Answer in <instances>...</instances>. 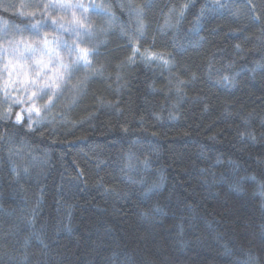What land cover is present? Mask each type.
Listing matches in <instances>:
<instances>
[{
  "label": "trees",
  "instance_id": "16d2710c",
  "mask_svg": "<svg viewBox=\"0 0 264 264\" xmlns=\"http://www.w3.org/2000/svg\"><path fill=\"white\" fill-rule=\"evenodd\" d=\"M212 1L87 0L104 9L87 10L94 68L65 77L42 132L0 121V264H264V19H251L264 0ZM148 3L137 43L169 65L128 62V5ZM12 4L0 0V59L29 69L23 88L41 59L20 45L67 62L59 43L74 37L57 24L36 37L48 20Z\"/></svg>",
  "mask_w": 264,
  "mask_h": 264
},
{
  "label": "snow or ice",
  "instance_id": "6c2138e0",
  "mask_svg": "<svg viewBox=\"0 0 264 264\" xmlns=\"http://www.w3.org/2000/svg\"><path fill=\"white\" fill-rule=\"evenodd\" d=\"M251 2V0H249ZM218 7H224L223 4H218ZM49 8L55 10L57 7L63 9L64 11L68 10H79L83 17V13L88 9H96L97 7H101V10L104 11L102 6H97L95 4L85 5L83 3H72L70 0L67 2H61L60 4H51L48 5ZM152 5L150 3L145 4L143 7H139L137 5L129 4V11L135 14L136 19V31L138 36L130 37L129 43L132 45L131 55L128 57V62L134 63L136 57L139 56L141 59L147 61L148 59H159L163 60L162 55L160 54H152L148 55L149 50L144 49L141 51L142 44L137 43L141 37L144 36L145 33V24L143 20L145 18L144 9L151 8ZM185 7H189V5H185ZM175 9H173L174 11ZM7 11V9H5ZM184 9H180V15H183ZM203 9H201V14H203ZM255 11V8L252 9ZM22 14V13H21ZM105 15H109L105 11ZM252 20L256 22H260L264 17L253 15L251 17ZM55 25L56 21H52ZM169 23L168 19L165 18V24ZM5 25V35L7 34V21H4ZM88 25V27H85ZM33 29V34L36 37L40 36L41 29L44 25H41L40 28H37L36 25L31 26ZM64 29L69 31L72 37L71 44L68 42H60L59 47H61L67 54L68 60L64 62L63 60L57 58L53 60L51 57L47 62L38 61L36 65L31 69V78L28 79L27 85L23 88L20 87L21 81L18 79L14 85H12V90L17 92V96L13 97L8 92V86L12 84V81L9 80L3 86H0V93H3V101L2 103L6 106L7 111L0 113V121L8 122L4 124V127L9 128L11 131L16 134H20L24 132L25 134L35 135L38 132H42V128L40 125L43 123L44 119L48 112L52 110L56 106V102L59 101L60 92H62L63 87L66 83L65 77L71 79L72 76L84 70L93 69L92 59H95L99 55V50L96 45L91 44V38L97 29L91 27V20L87 17H83V23L77 24L75 27H67L65 25H59L58 29ZM104 29H100L103 31ZM121 34L124 35L123 29H121ZM81 45H84L81 47ZM239 47V45H237ZM39 51L43 52L45 55H48L47 49H40ZM37 52V49H32L31 54L25 57L26 59L31 60L32 56ZM58 57V54H57ZM171 62L169 60H163L164 65H169ZM7 70V69H6ZM99 71V70H97ZM192 79H195V75H193ZM227 79V77H225ZM183 81H178V89L180 85H183ZM60 90V91H57ZM23 92V95H19L20 92ZM79 89H77V92ZM47 101L46 104H42L39 102ZM26 105V107H20ZM13 108H19V111L13 112ZM41 109H43L45 116H40ZM24 113H27L25 116ZM35 113V117L32 115ZM13 116L15 119L13 120ZM36 117H40L37 119ZM33 124L36 127H33ZM19 127H16V126ZM26 129V132H25ZM251 139H255L254 136H251ZM0 139H7L6 136H0ZM9 143H14V141L9 140ZM131 162L132 156L129 154L128 157ZM145 163H147L145 161ZM131 166V163L128 165ZM12 172L15 174L16 169L13 166ZM27 172V169H25ZM82 175V173L77 174ZM248 179L255 181V177H249ZM151 191V189H149ZM260 194L264 196V185L260 186ZM147 196V193H145ZM159 211V209H157Z\"/></svg>",
  "mask_w": 264,
  "mask_h": 264
},
{
  "label": "rangeland",
  "instance_id": "374dc122",
  "mask_svg": "<svg viewBox=\"0 0 264 264\" xmlns=\"http://www.w3.org/2000/svg\"><path fill=\"white\" fill-rule=\"evenodd\" d=\"M8 2L13 3L11 6H8L9 8H12V6L15 4L16 0H7ZM48 0H27V4L25 5L24 8H26L28 11H31L32 13L30 14V16L32 17V15H34L35 17H39L45 20H48L47 23L49 24H41L40 22H35V24L37 25H44L43 28H52L53 23L52 21H56L57 25H61V24H72L73 26H77V24L83 23V17H88L87 15V11H85L83 13V17L81 15V12L79 10H68V11H64L63 9L57 7L55 10L51 9L48 7V5L46 4ZM228 0H214L212 1L213 4H219V3H223L226 2ZM64 2H67V0H64ZM70 2L72 3H83L85 5H87V0H70ZM60 4V3H58ZM51 5V4H49ZM2 23V19H0V24ZM1 32L3 29V26L0 27ZM64 29H61V31H63ZM66 31V30H65ZM30 37V36H29ZM5 39H7L5 37ZM30 39H32V37H30ZM8 40V39H7ZM7 46H11V43L8 42L6 43ZM20 46H22L21 48V56H23L22 52H23V46L29 49V54H31V50L32 49H37V52L32 56L35 59H41L44 62H47L49 60V58H44L43 54L41 51H39L41 49V45L40 42H30V44H24L22 43ZM81 47H83V45H81ZM9 53L6 52L5 56L3 59H0V66L3 65L1 67L0 70V75L1 77L3 76H7V74L10 72L11 73V81L12 84H10L9 86L12 88V85H14V81L16 79L17 75H21L23 82L25 80H27V76L29 75V69L23 65L24 68H16L14 67L13 64H6L5 65V57L8 58L9 57ZM7 69V70H6ZM17 70V71H16ZM18 72V74H17ZM22 95V91L20 92ZM1 99V96H0ZM20 107H26V105L20 106ZM0 108L4 111H7L6 106H0ZM19 108H13V112L15 111H19ZM2 113V112H1ZM27 115V113H24ZM33 114V113H32ZM13 119H15V117H13Z\"/></svg>",
  "mask_w": 264,
  "mask_h": 264
}]
</instances>
